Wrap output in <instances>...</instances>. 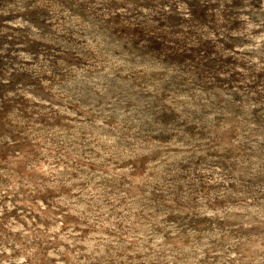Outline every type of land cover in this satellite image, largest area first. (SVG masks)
<instances>
[{"label": "rangeland", "instance_id": "obj_1", "mask_svg": "<svg viewBox=\"0 0 264 264\" xmlns=\"http://www.w3.org/2000/svg\"><path fill=\"white\" fill-rule=\"evenodd\" d=\"M0 264H264V0H0Z\"/></svg>", "mask_w": 264, "mask_h": 264}]
</instances>
